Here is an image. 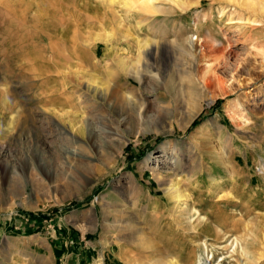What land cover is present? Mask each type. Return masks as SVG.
I'll return each instance as SVG.
<instances>
[{
  "label": "rangeland",
  "instance_id": "obj_1",
  "mask_svg": "<svg viewBox=\"0 0 264 264\" xmlns=\"http://www.w3.org/2000/svg\"><path fill=\"white\" fill-rule=\"evenodd\" d=\"M25 1L0 0V264H264L263 15L225 0H152L149 11L107 6L104 0ZM36 14L77 32L82 31L77 25L92 26L83 35L106 42H98V49L82 42L87 50L82 62L74 59L79 53L65 51L66 77L59 65L64 57L45 52L47 39L40 34L36 49L44 50L46 60L37 59L35 70H28L26 61L11 65L8 58L16 55L9 37L24 23L45 19ZM193 33L216 42L206 60H197L199 45L192 56L182 50ZM144 43H154L155 50L145 47L143 55ZM203 44L210 49L209 41ZM138 56L152 71L141 82L128 66ZM122 61L128 65L122 67ZM204 61L218 63V72L231 83L230 94L214 101L220 104L213 112L214 104L204 105L195 118L205 112L202 120L190 131L179 129L180 114L157 122L159 106L168 110L171 94H179L172 92L190 87ZM7 65L20 67L14 77L3 73ZM76 70L114 92L117 115L98 95L72 82ZM153 87L155 92L144 90ZM67 90L73 93L71 107ZM79 92L90 100L85 111L94 121L108 115L116 132L102 153L88 148L85 137L72 145L61 141L55 130L54 121L63 126L62 114L79 115ZM125 98L148 102L141 118L123 111ZM192 142L199 153L190 148ZM61 144L94 158L92 164L61 152ZM175 154L182 163H175ZM24 212L46 220H31Z\"/></svg>",
  "mask_w": 264,
  "mask_h": 264
},
{
  "label": "bare ground",
  "instance_id": "obj_2",
  "mask_svg": "<svg viewBox=\"0 0 264 264\" xmlns=\"http://www.w3.org/2000/svg\"><path fill=\"white\" fill-rule=\"evenodd\" d=\"M225 1H227L229 3H232V4L236 5V7L238 6V7L242 8V9H245V10L247 9V10H250V11H257V12L259 11V13L261 15H263V17H264V0H225ZM104 2H106L107 6H108V4L116 3V4H119V5L123 6V7L129 8V9H134V10H139V11H149L152 8V0H104ZM6 4H9V2L6 3ZM104 5H105V3H104ZM21 6L23 7L22 4H21ZM29 6L30 5H28V7ZM11 7H14V6L11 5ZM24 8H27V7H24ZM43 8L41 10L42 12L45 11V10L43 11ZM53 11H54V13H57L56 14L57 16H58V13H61L59 11V9L58 10L56 9V10H53ZM44 14H45V12H44ZM23 15H24V13H23ZM36 17H39V19H41L43 17L45 18V15L44 16L37 15ZM36 17H34V18H36ZM51 17H52V15H51ZM49 18L50 17H46L44 20H41L40 22H38V21L35 22L34 21L33 24H31V21L30 22H26L28 24L24 23V25L21 23L24 27L23 26L19 27L20 29L18 30V33L16 35L13 34V36L11 38L9 37V39L12 40L11 41L12 44L10 43L11 47H12L11 51H12V53H14L16 55L15 57L8 58V62L11 65H13L12 63H14V62L26 61V62L30 63V65H25L26 67L29 66L28 70H30V66H33V69L35 70V69L38 68V65H37V62H36L37 59H41L40 62H44V60H46V57L43 56L44 55L43 52L45 50V52H48L49 55L55 54L57 57H59V56H63L64 57L63 60H62V64H59V65H60V67L63 70L64 76L66 77L68 75V72L67 71L65 72L64 70H66L70 66V63L68 61V59H69L68 55H66L64 53L65 51L72 50L73 53H76V54L79 53L77 57L74 56V59L77 60L78 62H82V60L87 59V56L85 55L87 50L85 52L84 48L81 45L82 42L84 44H87V46H89L91 48H97V49L99 47V43L98 42H106V39L104 37H102V36H98L97 40L96 39L95 40H91V38L89 36L85 37L83 35V33L84 32L87 33V30H89L92 26L86 27V25H84V26L83 25H77L79 30L82 29V31L77 32L75 29H73L74 27L69 26V25H68V27L61 26V24L59 22H57L59 24H56L55 21L50 20ZM60 18H64V16L63 17L60 16ZM60 18H58V19H60ZM23 19H24L23 21H26V16H24ZM45 22H46V24H44ZM15 27H17V26H15ZM193 30H195V31L198 30V22L197 23L196 22L193 23ZM71 32H72V34H71V38L70 39L64 38V35L66 36L67 33H71ZM91 33H94V32L91 31ZM21 34H25V35H27V37L24 38V39H20L19 42H18L17 39L20 38ZM39 34L47 39V43L44 46L45 48L43 47L44 50L42 48H40L39 50L36 49L37 48L36 45L38 44L37 43L38 40L36 39V37ZM89 34H90V32H89ZM195 34L194 33L191 34L185 41H183L182 50L187 52L190 56H192L193 55L192 52H193L194 46L195 45H199L198 48H200V49L198 50V54L199 55L197 57L198 58L197 60H199V61H201L203 59L206 60L207 53L210 52L211 50H213L212 44H214L216 42L214 41L213 38H210V39H208V38L206 39L205 38L206 41H209L211 43V46L209 47L210 49H207V47H206L207 44L206 45L203 44L206 41L202 40L198 36H195ZM95 36H96V34H95ZM153 46H154V43H153V45H152V43H144L142 45H139V50L142 49L141 52L143 53V55H146V48H152ZM154 50H155V46H154ZM212 53L213 52H211V54ZM8 54L9 53H7V55ZM78 57H80V58H78ZM49 60H50V58H48L47 61L49 62ZM208 60H209V58H208ZM190 61L192 62V59ZM146 62H147V60L145 58L138 56L136 61L132 62L130 65L127 64L128 66H130L131 73H132L131 76H133V78L136 80V82H141V80L143 79L144 76H146V75L149 76L148 74H150V75L152 74V71L149 70V67H148ZM44 64H46V62ZM203 64L204 65H203L202 68H200V67L196 68L195 77H194L195 80L193 79L194 81H190V83H191L189 85L190 87H188L187 89L185 88V89H181V90H177L175 92L174 91L172 92L174 94H176V93H179V94L174 96V97H173V94H171V97L174 100L172 99L173 101H172L171 107L168 110H163L165 108L163 106H159V111H157L158 113L155 115V117L157 118V122L160 121V120H162V123L165 122L164 120H167V122H169V121L172 120L173 117L175 118V117H177L180 114L181 115V119H180L181 121H180V125L178 124L180 128L179 127L178 128L183 130V131L189 130L191 124L193 123L195 118L200 114V112L202 111V107L204 105L211 106V105L214 104V101L217 98L227 97L230 94V91L232 90L231 89L232 88L231 87V83H229L228 80H226L224 78L222 73L218 72V70H217L218 63H214V62L211 63L210 61L209 62L208 61L207 62L204 61ZM11 65H7L6 67L4 66L5 68L4 67L2 68L3 73L6 76H8V77H14L15 76V71H17L20 68V67H18V65L17 66H11ZM92 65L96 67L95 64H92ZM121 65H122V67L127 66V65H125V61L123 62V64L121 63ZM22 68H24V67H22ZM49 68L51 69V63H50V67ZM0 72H2V71H0ZM29 74H33V72H31ZM187 75H186V77H187ZM73 77H74V80L72 81L73 83H75L79 87L80 86H84V88L87 91V93L93 92L94 94L98 95L97 98H100L103 102L107 103L106 105H107L108 109L112 110V112H111L112 114H115V115L118 114V111H117L118 105L115 104V102L117 100H116V98H114L116 95L114 94L113 91L109 90L106 87L104 82L99 81L98 78H96V77L94 78V77H92L91 75H89L87 73H85L84 75H81V74L78 73V70H76L74 72V76ZM190 77H192V76H190ZM144 90H145V92L148 91V92L152 93V92H155L156 89L153 87L150 90H148V89L146 90V88ZM67 91L68 92H66V94H68V101L66 103H67L68 107H71L72 102L74 101L73 93L71 92L72 90H67ZM79 94H80V92H79ZM79 94L77 95V98L79 100H81L80 105L82 107V110L80 109V111H79V115L77 113H68L67 112V114H65V113L62 114L63 118H61V120L63 122V126L58 124V123H56V121H54L52 119L50 120L49 125L52 126V125H54V124H52V122L53 121L55 122L54 127L56 128L55 130L58 131L57 135L59 137V140H61V141L66 140L67 143L72 145L73 143L75 144V143L78 142V139H77L78 136L85 137L86 144H87L88 148L90 147L91 150L93 149L92 151L95 150V153H99V152L102 153V150L105 149L107 144L110 142L111 137L114 136L116 132H114V130L110 127V125H111V121L109 119L110 117L109 118L105 117V116H108V115H103V116L100 115L99 119L101 120V122H99V124L94 121V118H93L94 115L93 114H89V113L86 112L87 109H89L88 108L89 106H87V105H88L90 100L85 97L86 96L85 94H80V95ZM177 96H179V97H177ZM125 100H126L127 104L124 105L125 108L123 109V111L124 112H129V111L134 112L135 114L139 115V117L141 118L143 116L144 110H145L148 102L146 103V102L142 101L141 99H129V98L127 99V98H125ZM85 109H86V111H85ZM65 115L67 116L66 118H65ZM233 115L234 114H232V116ZM232 116H231L232 120L236 121L239 124L241 123L240 117H238V116L232 117ZM126 121H127L126 117H123V119H121L120 123H122V122L126 123ZM155 122H156V119H155ZM107 123H109V125H106ZM209 126L210 125L208 124L207 127L209 128ZM215 126H216L215 130L218 131V132H221V130L219 129L217 124ZM208 133H209V130H206L204 132L205 135H207ZM218 135H219V138L222 140L223 136H221V135H223V132L219 133ZM204 140H205V138H204ZM197 144H199V143H197ZM189 145H190V148H192V150L196 151V149H195L196 146H195V144H193V142H192V144L189 143ZM107 148H109V147H107ZM190 148L187 149L185 152H189ZM58 149H60L61 152L63 151L64 153H68V154H70L72 156H77L78 158L85 160L90 165L92 164V162L94 160V158H91V157H88V156H84V155H82V153L76 151L75 149H69L66 145H62L61 144V146L58 147ZM46 151H44V153ZM197 152L198 151H196V153ZM219 152L220 151L218 150L215 153L216 154L215 155V161L218 162V163H220V161H222V158H223V155L221 157V152L220 153ZM43 154L40 155V157L44 156ZM179 155L175 154V163L176 164L179 163L180 160H181ZM185 156H187V155L186 154L185 155H181L182 158H184ZM39 163H42V158L39 159ZM110 163H109L110 166H108V167H112L114 165V164H110ZM181 163H182V160H181ZM263 168H264V164H263ZM163 180H164V178H163ZM174 187H175V185H174ZM175 188H173V189H175ZM132 189H133V187H132ZM173 191L174 190H172V192ZM177 191H176V193H177ZM165 192H166V190H165ZM168 192H171L170 189H169ZM180 196H181V193H180L179 197ZM177 197H178V195H177ZM124 199L126 200L125 197H124ZM135 202L134 201L131 202V203L129 202V205H131V206H129L131 208H128L129 212L133 211L132 208L135 206ZM220 204H221V202H220ZM216 207L219 208V205H217ZM231 224H232L234 229L237 228L236 222H233ZM131 226L129 227V229L131 228ZM206 227H207V225H206ZM221 228H222V226H221ZM206 232H207V230H206ZM139 240L142 241L141 238ZM263 243H264V240H263Z\"/></svg>",
  "mask_w": 264,
  "mask_h": 264
},
{
  "label": "trees",
  "instance_id": "obj_3",
  "mask_svg": "<svg viewBox=\"0 0 264 264\" xmlns=\"http://www.w3.org/2000/svg\"><path fill=\"white\" fill-rule=\"evenodd\" d=\"M220 104V101H216L215 104L210 108V112H213L214 109H216L218 107V105ZM205 112H203L194 122L193 124L191 125L190 130H192V128H194L201 120H202V117L204 116ZM24 216H26L27 218L31 219V220H35V219H45L46 220V217L43 216L41 217V215H35L33 213H27V212H24L23 213ZM42 220V221H43ZM86 238L87 239H91L92 237L90 235H86Z\"/></svg>",
  "mask_w": 264,
  "mask_h": 264
}]
</instances>
